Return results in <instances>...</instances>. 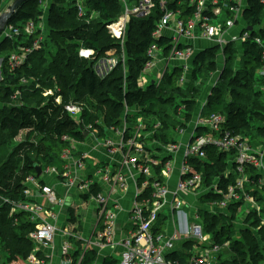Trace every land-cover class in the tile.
<instances>
[{
    "label": "built area",
    "instance_id": "2783aa9c",
    "mask_svg": "<svg viewBox=\"0 0 264 264\" xmlns=\"http://www.w3.org/2000/svg\"><path fill=\"white\" fill-rule=\"evenodd\" d=\"M64 1H72L78 17L86 16L85 0ZM174 1L177 0H118L121 11L106 27L111 37L119 41L121 54L115 49L107 51L96 59L93 70L99 78H105L122 63L123 92H126L128 69L124 48L129 21L132 17L149 16L157 5L161 14L152 33L155 40L147 47L146 59L137 76L141 89L148 85H163L174 69L180 70L177 87L185 90L190 82L199 86L201 78L192 80L193 63L197 53L206 48L196 47L195 42L203 40L216 48V69L209 72L210 79L196 98L191 117H185L186 104L178 100L174 115L177 124L170 132L169 141H150L152 131L138 113L139 107H131L125 100L119 125L99 124L96 118L86 125L83 103H62L61 95H55L59 92L56 85L43 88L42 96H54L53 102L62 105L84 139L76 141L70 135H62V140L69 146L60 155L61 168L41 161V174L28 175L22 181L24 199L1 197L2 202L9 206V216L15 222L18 221L17 214H24L33 225L29 238L34 248L15 264H51V258L41 250L51 248L56 238L59 240L60 264H81L86 246L75 261L72 254L76 250L73 239L84 242L79 228L85 215L84 208L92 212L91 234H95V244H115L120 248L116 252V264H179L178 260L167 258V254L177 250L183 240L194 242L188 264H215L218 254L228 247V242L218 245L211 241L209 234L204 232L202 212L228 216L230 207L238 204L236 215L240 210L245 211L242 222L245 223L249 213L255 212L264 224V139L255 144L246 135L224 128L226 118L221 113L205 114L208 95L224 68L226 47L232 43L240 52L242 44L252 40L261 52V65L257 71L263 76L264 40L251 36L253 27L243 16L247 0L178 1L179 5L186 3L191 8L192 13L186 19L180 10L168 7ZM260 3L264 6V0ZM47 14L48 7L36 22L29 20L21 26L8 23L4 27L0 43L9 40L14 47L6 60L0 53V82L4 61L9 71L14 72L34 50L40 48L47 33ZM165 29L172 32L167 37L169 48L156 42L164 36ZM233 29L235 33L231 32ZM34 34L37 36L29 44H22L23 40L15 44L19 38L30 39ZM92 54V50L78 49L81 58H90ZM20 85H29V81L21 78ZM1 97L0 117L2 110L24 105L21 90L12 91L5 101ZM152 127L162 129V124L156 120ZM28 130L22 129L18 136L23 138ZM17 137L15 140L20 141L21 138ZM87 140L93 143L92 150L82 146ZM220 154H224V170L220 174L206 175L203 168L213 165ZM54 180L62 184L63 193L55 188ZM127 188L132 195L126 212L129 225L126 235L116 240L119 198ZM69 194L73 197L69 198ZM204 195L209 198L202 200ZM160 219L171 221L172 230L161 228L158 224ZM74 224L76 227L73 228Z\"/></svg>",
    "mask_w": 264,
    "mask_h": 264
},
{
    "label": "trees",
    "instance_id": "16d2710c",
    "mask_svg": "<svg viewBox=\"0 0 264 264\" xmlns=\"http://www.w3.org/2000/svg\"><path fill=\"white\" fill-rule=\"evenodd\" d=\"M178 1L181 2H171L168 7L180 10L184 19L190 17L192 12L188 4L179 5ZM3 2L5 3V0H0V11ZM85 2L87 12L86 16L81 18L77 16L72 1L50 0L47 33L40 48L34 50L25 63L14 72L9 71L4 61L0 82L1 98L5 101L12 91L21 90L24 105L20 108L4 109L0 117V258L8 254L7 260L14 258L18 261L26 258L34 248L29 238L33 225L24 214H17L18 221L15 222L9 216V206L2 202L1 197L24 199L22 181L28 175L36 176L35 163L42 161L45 165L52 164L61 168L60 155L69 146L62 140V135H70L76 141L84 139L75 121L63 111L62 105L53 102L54 96H42L43 88L56 85L59 92L55 95H61L62 103H83V120L86 125L99 115H103L101 118L104 124L119 125L118 119L124 109L125 100L129 106L139 107L138 113L143 116L147 128L152 131L150 141L156 139L166 143L169 141L171 130L177 124L174 119L178 106L176 102L180 100L186 104L184 115L190 118L196 98L202 90L201 84L208 79L209 72L216 69V48L211 47L197 53L194 58L192 80L201 78L199 86L190 82L185 90L177 87L180 70L174 69L173 73L167 76L166 85H148L144 89L139 87L137 76L146 59L147 47L155 40L152 33L161 14L156 5L149 16L132 17L129 21L124 48L125 65L128 69L127 89L124 93L122 63L105 78H99L93 70L96 59L107 51L115 49L121 54L119 41L111 37L106 28L108 22H112L119 15L121 6L118 0ZM39 4V0H26L13 14L9 23L21 26L29 20L36 22L43 13ZM243 16L247 24L253 27L251 36L256 35L264 40V6L260 0H247ZM36 36L37 34H34L30 39L19 38L15 44L23 40L21 43L27 45ZM156 42L159 46L169 48V38L165 36ZM13 47L9 40L0 43V53L4 55V60ZM79 48L92 50L93 54L90 58H81L78 55ZM240 49L238 52L232 43L226 47L224 68L208 95L205 114L221 113L226 118L224 128L246 135L255 144H260L264 139V75L257 73L261 65V52L252 40L244 42ZM235 53L240 54L236 56V59H239L236 61L239 63L237 66L233 56ZM198 63L200 66L197 67ZM21 78L29 81V85H20ZM37 84L39 87H36ZM25 94L28 103L25 102ZM240 100H245L246 104ZM156 120L161 122L162 129L152 127L153 121ZM97 127L103 132L100 126ZM22 129L29 130L23 134L20 141H16L15 138ZM223 157L224 154H220L213 165L208 164L203 168L206 175L222 173L225 166ZM198 169L200 170V167ZM224 184L223 182L222 185ZM207 198L209 196L201 197L202 200ZM260 200L263 198L260 197ZM237 206L238 204H234L230 207L228 216H213L202 212L204 232L209 234L211 241L218 245L228 242V247L218 254L215 264H264V224H261V217L257 213L251 212L245 217V225L241 228L244 235L239 238L231 235L236 230L232 227L235 226L233 223ZM158 224L161 228L165 225L163 219H160ZM4 237L9 239L7 244ZM193 244L191 240H183L177 250L167 254V258L178 260L179 264H188ZM224 250H228V253ZM222 253L227 255V258L221 259ZM80 255L81 249H76L72 254L73 260ZM91 261L92 256L88 252L84 253L81 264H92ZM116 263L107 257L103 261V264Z\"/></svg>",
    "mask_w": 264,
    "mask_h": 264
},
{
    "label": "crops",
    "instance_id": "0c3cea01",
    "mask_svg": "<svg viewBox=\"0 0 264 264\" xmlns=\"http://www.w3.org/2000/svg\"><path fill=\"white\" fill-rule=\"evenodd\" d=\"M9 1V0H8ZM12 1V0H11ZM184 1V0H182ZM7 2V0L5 1ZM11 3V2H10ZM232 33H235L236 30L233 29L231 31ZM172 35V32L170 29H165L164 30V36L165 37H170ZM196 47H199L200 49L203 47L207 49L210 48V46L212 47V45H208L206 42H204L203 40H198L195 42ZM214 47V46H213ZM89 149V148H88ZM55 182V180H54ZM55 188H57V190L60 193H63L65 191L64 187L62 186L61 183L55 182ZM131 191L129 188H127L125 191L122 192V195L119 198V204H120V211H119V218H118V224L116 226V233L114 234V239L116 240H120L121 238H123L126 233H127V227L129 225V223L127 222V216H126V212L130 206V198H131ZM69 198L73 197L72 194L68 195ZM83 213L85 215H83L82 217V221H81V226L79 227L82 230V239L84 240V242L78 241V239L74 240L73 242L76 245V249H81L82 252L85 249L86 246V252L89 253V255L92 256V264H103L104 259L107 257L109 260H115L117 261V256H116V252H118L120 250L119 247H115V244L112 245H98L95 244V234H91V225L93 224V216H92V212L89 211V209L84 208L83 209ZM165 225L167 224V222H164ZM164 225V228H165ZM76 227V225L74 224L73 228ZM173 228V224H171V221H169V226L166 228L168 229V231H171ZM80 235V234H78ZM89 241V242H88ZM88 243H90L88 245ZM87 244V245H86ZM59 240L58 238H56L54 245L51 248H44L41 250L42 254L48 255L51 258V264H60V260H59Z\"/></svg>",
    "mask_w": 264,
    "mask_h": 264
},
{
    "label": "rangeland",
    "instance_id": "374dc122",
    "mask_svg": "<svg viewBox=\"0 0 264 264\" xmlns=\"http://www.w3.org/2000/svg\"><path fill=\"white\" fill-rule=\"evenodd\" d=\"M6 1V0H5ZM43 2L45 1V3H40L39 4V8L40 9H42V11L44 12L45 11V8H47L48 6H49V2H50V0H42ZM10 2H11V0H7V2H3V5L1 6V11L0 12H2V11H5L6 10V8H7V6L10 4ZM43 8H44V10H43ZM109 23H111V22H108V24ZM107 28V27H106ZM133 31H134V27H133ZM107 33H109L110 34V32H109V30L107 29ZM127 34H128V30H127V32H126V36H127ZM127 38V37H126ZM131 38H134V36H131ZM234 58H235V60H234V62H236V61H239V59H236V56L238 57V54L237 53H235L234 55ZM234 64V63H233ZM239 63H237L236 62V66L238 65ZM231 67H232V65H231ZM233 71H234V69H233ZM235 72V71H234ZM257 73H258V71H257ZM210 79V76L208 77V79L206 80V81H204V83H202L201 84V87H202V89L207 85V82H208V80ZM164 85H166V81L165 82H163V85L162 86H164ZM225 96V95H224ZM24 97H25V99L27 100V101H25L26 103H28V99H27V96H26V94L24 95ZM243 104H246V101L245 100H240ZM103 115H99L96 119H98V122H99V124H101V122L103 123V120H102V117ZM177 118V117H176ZM104 124V123H103ZM22 136L20 135V137L18 136L17 137V139H19V138H21ZM92 145H93V143H91V142H88V140L87 141H85V143L82 145L84 148H89V150H92ZM81 146V147H82ZM39 163V165L41 164L40 162H38ZM240 210V209H239ZM239 214L238 215H236V219H235V221H234V223L233 224H235V228L234 227H232L233 229H236L235 231H234V233L233 234H231L233 237H237V238H239V237H241L242 235H244V233L241 231V228H242V226L245 224L244 222H242V218L245 216V211L244 210H240L239 212H238ZM169 226V221L167 222V224L165 225V228L164 229H166L167 227ZM20 233V232H19ZM18 233V234H19ZM21 234V233H20ZM19 234V235H20ZM21 236V235H20ZM4 240L6 241V244H7V241L9 242V239H8V237H4ZM4 241V242H5ZM76 246V245H75ZM6 247H8V245L6 246ZM226 248V247H225ZM224 248V249H225ZM9 250V249H8ZM9 251H11V250H9ZM224 252L225 253H228V250H224ZM224 258H227V255H223V253H222V257H221V259H224ZM229 258H230V256H229ZM228 258V259H229ZM8 259V254H5V256H3V257H1L0 258V264H15V261L16 260H14V258H10L9 260H7ZM220 259V260H221ZM7 261V262H6Z\"/></svg>",
    "mask_w": 264,
    "mask_h": 264
},
{
    "label": "water",
    "instance_id": "95a60500",
    "mask_svg": "<svg viewBox=\"0 0 264 264\" xmlns=\"http://www.w3.org/2000/svg\"><path fill=\"white\" fill-rule=\"evenodd\" d=\"M26 0H12L7 6L5 11L0 12V33L3 31L4 27L9 23L13 14L19 9ZM86 135V134H85ZM36 170V176L41 174V167L38 163L34 164Z\"/></svg>",
    "mask_w": 264,
    "mask_h": 264
}]
</instances>
